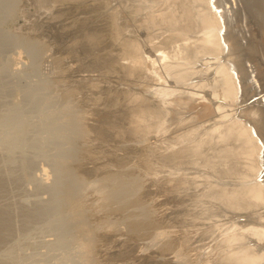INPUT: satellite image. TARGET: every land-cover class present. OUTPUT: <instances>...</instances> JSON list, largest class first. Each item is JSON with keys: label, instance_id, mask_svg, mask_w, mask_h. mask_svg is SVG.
I'll return each instance as SVG.
<instances>
[{"label": "bare ground", "instance_id": "obj_1", "mask_svg": "<svg viewBox=\"0 0 264 264\" xmlns=\"http://www.w3.org/2000/svg\"><path fill=\"white\" fill-rule=\"evenodd\" d=\"M57 1L82 74L124 85L92 83V128L149 176L165 264H264V0Z\"/></svg>", "mask_w": 264, "mask_h": 264}, {"label": "rangeland", "instance_id": "obj_2", "mask_svg": "<svg viewBox=\"0 0 264 264\" xmlns=\"http://www.w3.org/2000/svg\"><path fill=\"white\" fill-rule=\"evenodd\" d=\"M51 4L0 0V213L6 217L0 264H165L149 176L140 161L128 173L122 143L105 139L102 126L98 133L92 128L95 105L86 99L96 92L92 83L109 84L98 87L101 96L110 85H124L105 72L82 74L86 52L64 36L73 21L64 19L65 8L72 4Z\"/></svg>", "mask_w": 264, "mask_h": 264}]
</instances>
